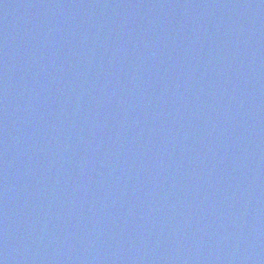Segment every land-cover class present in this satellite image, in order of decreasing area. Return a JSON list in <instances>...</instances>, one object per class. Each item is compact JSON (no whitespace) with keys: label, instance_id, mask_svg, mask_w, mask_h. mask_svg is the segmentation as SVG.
<instances>
[{"label":"water","instance_id":"obj_1","mask_svg":"<svg viewBox=\"0 0 264 264\" xmlns=\"http://www.w3.org/2000/svg\"><path fill=\"white\" fill-rule=\"evenodd\" d=\"M0 264H264V0H0Z\"/></svg>","mask_w":264,"mask_h":264}]
</instances>
